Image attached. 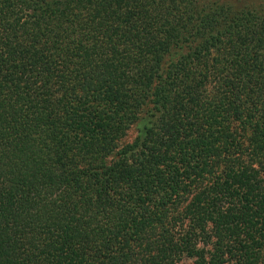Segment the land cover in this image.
<instances>
[{"label":"trees","instance_id":"trees-1","mask_svg":"<svg viewBox=\"0 0 264 264\" xmlns=\"http://www.w3.org/2000/svg\"><path fill=\"white\" fill-rule=\"evenodd\" d=\"M231 1L0 0V264H264V0Z\"/></svg>","mask_w":264,"mask_h":264},{"label":"rangeland","instance_id":"rangeland-1","mask_svg":"<svg viewBox=\"0 0 264 264\" xmlns=\"http://www.w3.org/2000/svg\"><path fill=\"white\" fill-rule=\"evenodd\" d=\"M229 1H230V0H229ZM231 2H233V0H232ZM261 5H262V4H261ZM133 130H134L133 128L130 129V131H129V133H128V138L131 137L132 134L134 133ZM178 264H191V260H190V259H187V258H184V259H182Z\"/></svg>","mask_w":264,"mask_h":264}]
</instances>
